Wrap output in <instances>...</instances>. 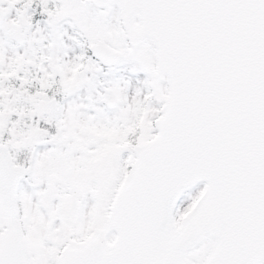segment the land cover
<instances>
[{
    "label": "snow or ice",
    "instance_id": "6c2138e0",
    "mask_svg": "<svg viewBox=\"0 0 264 264\" xmlns=\"http://www.w3.org/2000/svg\"><path fill=\"white\" fill-rule=\"evenodd\" d=\"M0 264H264V0H0Z\"/></svg>",
    "mask_w": 264,
    "mask_h": 264
}]
</instances>
